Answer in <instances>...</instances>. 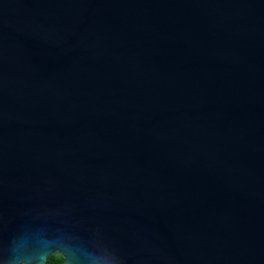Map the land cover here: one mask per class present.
<instances>
[{
    "label": "water",
    "instance_id": "1",
    "mask_svg": "<svg viewBox=\"0 0 264 264\" xmlns=\"http://www.w3.org/2000/svg\"><path fill=\"white\" fill-rule=\"evenodd\" d=\"M54 255L264 264V0H0V264Z\"/></svg>",
    "mask_w": 264,
    "mask_h": 264
},
{
    "label": "trees",
    "instance_id": "2",
    "mask_svg": "<svg viewBox=\"0 0 264 264\" xmlns=\"http://www.w3.org/2000/svg\"><path fill=\"white\" fill-rule=\"evenodd\" d=\"M46 264H63V260L60 256L54 255L48 259Z\"/></svg>",
    "mask_w": 264,
    "mask_h": 264
},
{
    "label": "clouds",
    "instance_id": "3",
    "mask_svg": "<svg viewBox=\"0 0 264 264\" xmlns=\"http://www.w3.org/2000/svg\"><path fill=\"white\" fill-rule=\"evenodd\" d=\"M77 259V258H76Z\"/></svg>",
    "mask_w": 264,
    "mask_h": 264
}]
</instances>
